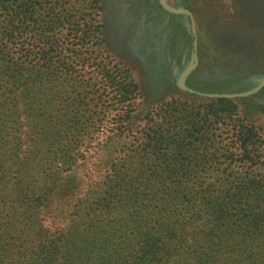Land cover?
Returning a JSON list of instances; mask_svg holds the SVG:
<instances>
[{
    "label": "rangeland",
    "instance_id": "obj_1",
    "mask_svg": "<svg viewBox=\"0 0 264 264\" xmlns=\"http://www.w3.org/2000/svg\"><path fill=\"white\" fill-rule=\"evenodd\" d=\"M93 2L59 0L66 25L46 33L80 38L81 31L75 35L68 27L78 22L86 28L85 20L71 15L103 25L100 37H87L86 53L70 73L37 64L29 91H15L19 100L3 90L8 113L14 104L21 112V149L19 164L7 163L0 173V264H136L156 226L160 197L151 186L168 189L175 179L169 171L187 172L176 180L190 185L221 183L216 201L228 204L219 214L224 221L215 224L219 217L209 219L199 205L198 219L187 216L194 225L189 232L206 233L209 246L180 245L163 261L144 264H234L235 253L237 264H264V237L249 251L234 248L248 227L264 234V167L226 158L242 152L232 141L236 130L217 121L215 109L205 111L211 99H234L264 139V0H99L98 14ZM44 4L39 12L46 21L49 7L58 8L53 0ZM7 15L0 11V22ZM5 38L0 35V44ZM100 40L105 61L136 79L140 95L132 102H121L101 77ZM195 105L193 114L210 133L186 130ZM138 112L128 123L126 114ZM15 127L7 122L9 132ZM11 156L5 153L9 162ZM56 176L70 177L74 186L55 217L45 206L57 209V202L45 199Z\"/></svg>",
    "mask_w": 264,
    "mask_h": 264
},
{
    "label": "trees",
    "instance_id": "obj_2",
    "mask_svg": "<svg viewBox=\"0 0 264 264\" xmlns=\"http://www.w3.org/2000/svg\"><path fill=\"white\" fill-rule=\"evenodd\" d=\"M30 1H33V3ZM50 1L52 0H0V11L7 12L8 14L5 21L0 22V35L3 38L6 37L2 39L0 44V173H3L7 163L12 166L19 164L18 151L21 149V145L17 141L18 137L21 136L20 126L17 125L21 112L19 110L16 111L14 104L12 105L11 112L8 113L10 108L4 102L3 90L11 92L19 100L20 96H17L15 91H29L33 78L37 74L38 65L44 64L49 69H59L63 73H70L75 68L78 60L83 58L86 53L85 45L87 44V37L90 34H96L100 37L104 33L103 25L99 22L98 25L95 22L90 24L87 23L88 19L86 15H71L73 18L79 17V19L85 20L84 25H86V28L80 27L78 22L70 23L68 27L70 31L76 32L75 35H78V32L81 31L82 35L80 38H72L68 34L66 37L60 38L52 34L46 35L47 31L56 33L57 28H64L66 25L59 0H53L57 3L58 10L55 7H49L53 13L46 21L43 19L39 11L44 8L45 2L48 3ZM92 7L98 14L101 8L99 0H94ZM97 44L101 48L99 51L101 56H104L99 61L101 77L115 90L119 100L121 102H129L140 95V87L129 69H123L106 62L105 60L108 56L106 55L105 41L100 40ZM17 56L25 59L23 62H19L16 59ZM211 100V104L205 106V111L208 112L210 108L215 109V116L217 118L221 117L217 121L234 127L236 131L232 141L235 143L236 149L239 151L241 149L242 151H238L239 153L237 154L232 152L226 158L238 165L244 164L248 168L264 167V139L258 136L254 123H248L245 118L241 117L238 104L234 99L219 97ZM196 107L197 105L192 106L189 115L192 119L195 117V121L188 119L186 123L188 128L186 130L193 129L197 134L210 133L212 129L204 127L206 122L200 123L202 119H199L197 112L193 114L196 111ZM139 114L140 112L133 116L130 113L126 114V117L128 116V123L134 124ZM207 115L210 116V113H207ZM8 121L16 125L15 132H9L6 129ZM210 124L212 125L213 121ZM114 138L115 136H111L108 142ZM148 143H151V141ZM8 151H11V157L14 159L11 162L5 157V153H8ZM108 157L110 160L112 159V155ZM112 168L116 172L117 178H120L122 171H119L118 163L114 162ZM126 170L133 177L135 176L132 168L128 167ZM167 173L169 178H175L168 189L161 188L160 190L157 189L156 185L151 186L152 193L160 197L156 215L153 217L156 226L154 227L155 231L152 233L150 241L145 244L143 255L139 257V261L136 264H144L148 259L149 262L156 259L163 261L164 255L167 252L180 245H184L188 249L202 244L209 246L207 242H204L207 237L206 233L200 229H194L193 234L189 232V229L194 225H190L187 216L191 212L198 219L201 211L199 205L207 209L210 215L209 219L213 220V218L219 217V220H213L214 223L221 220L224 221V216L221 218L219 214L226 211L228 204H225L223 201H216V196H219L221 193V183L205 187L204 181H200L199 183L190 185L189 183H184L181 179V177L188 175L187 172H180L179 174V172L169 171ZM143 174L146 175L147 173ZM181 174L183 176L177 181L176 177H179ZM149 176L152 177L153 174L151 173ZM0 178L3 180L5 174H2ZM117 178L115 183L123 181ZM169 178H166V180ZM70 181V177L56 176L53 178L50 183V196L45 200H55L57 202V209H50L51 203H48L45 206L49 210L46 214H56L55 217L63 214L61 203L65 198V194L74 186ZM37 219L34 216L33 221H37ZM32 226L35 229L38 227L36 222H33ZM228 228L230 229V227ZM39 233L38 235H41L44 231L41 230ZM258 237L263 238L264 234L255 232L251 227H248L243 234H240L236 238L234 248H247L245 251H249L248 248L255 247ZM161 253L162 255L159 256ZM248 257H253V254L250 253ZM237 261L238 253H235L233 255V263L237 264ZM240 263L239 261L238 264Z\"/></svg>",
    "mask_w": 264,
    "mask_h": 264
},
{
    "label": "water",
    "instance_id": "obj_3",
    "mask_svg": "<svg viewBox=\"0 0 264 264\" xmlns=\"http://www.w3.org/2000/svg\"><path fill=\"white\" fill-rule=\"evenodd\" d=\"M218 96H221V95H218Z\"/></svg>",
    "mask_w": 264,
    "mask_h": 264
}]
</instances>
